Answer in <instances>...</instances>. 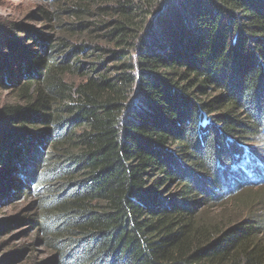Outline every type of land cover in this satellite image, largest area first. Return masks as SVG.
Returning a JSON list of instances; mask_svg holds the SVG:
<instances>
[{
  "label": "trees",
  "instance_id": "1",
  "mask_svg": "<svg viewBox=\"0 0 264 264\" xmlns=\"http://www.w3.org/2000/svg\"><path fill=\"white\" fill-rule=\"evenodd\" d=\"M54 4L46 30L0 36V190L39 195L55 261L264 264L254 200L212 211L264 163L247 141L264 132V0Z\"/></svg>",
  "mask_w": 264,
  "mask_h": 264
},
{
  "label": "rangeland",
  "instance_id": "2",
  "mask_svg": "<svg viewBox=\"0 0 264 264\" xmlns=\"http://www.w3.org/2000/svg\"><path fill=\"white\" fill-rule=\"evenodd\" d=\"M55 1L57 0H0V36L6 29H13L22 24H32L46 30L49 22L42 17L44 11L50 14H65L59 9V3L54 4ZM52 23L55 24V22ZM14 32L17 33V31ZM48 32L53 31L48 30ZM0 51H3L1 47ZM83 59L89 66L91 63L88 62L96 60L94 57ZM70 79L82 80L81 74L77 72L75 76H70ZM4 100L12 102L13 95L0 90V104ZM262 138H264V132L258 137L257 142L253 139L247 141H249L248 144L255 146L254 153L264 160ZM232 170L236 173L239 172L234 167ZM3 172L4 168L0 166V176L3 175ZM262 172L261 168V175ZM240 173L241 177L248 182L234 193L218 197L212 204V211H214L212 214L216 215V219L222 220L223 223H228V218L238 219L240 215H246L247 211L237 208L236 205L250 196L254 200L249 202L250 208L261 218L260 222L264 221V177L261 178L263 181L253 183L250 182L253 180V175H250L242 167ZM29 187L28 185L25 192L20 194L14 186L6 191L0 190V264H58L54 259L56 249L52 245L53 240L37 228V225L30 222L38 211L36 201L39 195L33 193ZM256 191L258 192L254 193ZM237 195L241 196V200H236ZM221 202H224L225 210L217 207Z\"/></svg>",
  "mask_w": 264,
  "mask_h": 264
},
{
  "label": "clouds",
  "instance_id": "3",
  "mask_svg": "<svg viewBox=\"0 0 264 264\" xmlns=\"http://www.w3.org/2000/svg\"><path fill=\"white\" fill-rule=\"evenodd\" d=\"M247 168H249V167H247ZM261 168L264 169V163L262 164ZM251 175H253V171H251ZM250 182H252V181H250ZM253 183H256V182H253Z\"/></svg>",
  "mask_w": 264,
  "mask_h": 264
}]
</instances>
